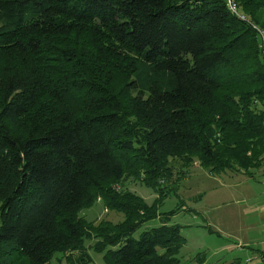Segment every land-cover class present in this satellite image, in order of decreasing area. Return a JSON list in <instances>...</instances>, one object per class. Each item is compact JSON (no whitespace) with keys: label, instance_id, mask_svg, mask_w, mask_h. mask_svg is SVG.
<instances>
[{"label":"trees","instance_id":"1","mask_svg":"<svg viewBox=\"0 0 264 264\" xmlns=\"http://www.w3.org/2000/svg\"><path fill=\"white\" fill-rule=\"evenodd\" d=\"M234 1L0 0V264L180 263L173 176L264 161V0Z\"/></svg>","mask_w":264,"mask_h":264},{"label":"rangeland","instance_id":"2","mask_svg":"<svg viewBox=\"0 0 264 264\" xmlns=\"http://www.w3.org/2000/svg\"><path fill=\"white\" fill-rule=\"evenodd\" d=\"M245 173L211 174L194 160L178 179L173 176L174 186L162 198L158 211L161 217L165 212L177 211L167 223L178 225L185 238L178 254L179 264H264L257 250L264 241V161ZM124 186L148 204L156 198L153 190L138 180L125 181ZM80 214L89 221L122 219L117 212L106 214L100 200ZM160 223L159 217L144 222L133 236ZM90 243L86 241L88 246ZM224 244L232 245L219 249ZM87 252L86 264H104L102 253L91 247ZM75 258L67 260L55 253L50 264H77Z\"/></svg>","mask_w":264,"mask_h":264},{"label":"built area","instance_id":"3","mask_svg":"<svg viewBox=\"0 0 264 264\" xmlns=\"http://www.w3.org/2000/svg\"><path fill=\"white\" fill-rule=\"evenodd\" d=\"M226 6L228 10L231 11L232 14H234L237 18L244 21L247 20V16L240 11L239 7L237 6V3L234 0H226ZM262 55L264 61V49L262 51Z\"/></svg>","mask_w":264,"mask_h":264},{"label":"crops","instance_id":"4","mask_svg":"<svg viewBox=\"0 0 264 264\" xmlns=\"http://www.w3.org/2000/svg\"><path fill=\"white\" fill-rule=\"evenodd\" d=\"M261 248H257V250L259 251V253L261 254V258L264 259V241L260 242ZM232 244H224L221 247H219V249H227L229 246H231ZM256 253V252H255Z\"/></svg>","mask_w":264,"mask_h":264}]
</instances>
